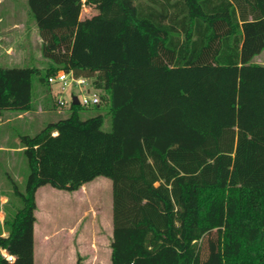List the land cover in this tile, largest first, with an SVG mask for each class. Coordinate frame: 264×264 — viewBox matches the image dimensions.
Returning <instances> with one entry per match:
<instances>
[{
	"label": "trees",
	"instance_id": "1",
	"mask_svg": "<svg viewBox=\"0 0 264 264\" xmlns=\"http://www.w3.org/2000/svg\"><path fill=\"white\" fill-rule=\"evenodd\" d=\"M28 5L45 73L0 67V111H31L35 76L56 109L62 70L100 101L19 137L29 174L24 192L10 178L0 264H35L41 187L74 193L101 176L112 183L111 264H264V0ZM84 5L97 13L81 18ZM89 109L99 114L82 119Z\"/></svg>",
	"mask_w": 264,
	"mask_h": 264
},
{
	"label": "rangeland",
	"instance_id": "2",
	"mask_svg": "<svg viewBox=\"0 0 264 264\" xmlns=\"http://www.w3.org/2000/svg\"><path fill=\"white\" fill-rule=\"evenodd\" d=\"M97 13V9L92 6L84 5L81 18L91 17ZM0 16L5 20L3 26H7L14 20H21L30 17L28 0H0ZM23 17V18H22ZM8 23V24H7ZM23 33V32H22ZM39 33V32H38ZM16 38V39H15ZM2 43V44H1ZM0 43V67L21 68L37 67L41 69V74L45 73L47 61L44 59L37 37H33L30 48L26 46L27 41L13 37L11 34H3ZM11 46L15 55H8L6 48ZM258 63H264V52L255 58ZM48 88L41 83L40 76L33 78V109L31 115L33 121L30 122V130L24 131L22 125L26 121H15L0 128L1 135H9V146L16 144L15 138L18 135L29 134L31 136L39 133L47 124L66 118L70 115L69 106L63 107L60 111L56 109L42 110V117L36 112L42 107V101ZM53 93L55 89L52 88ZM78 96L80 94L75 91ZM70 97V93L66 98ZM16 115V112L7 111ZM41 113V112H40ZM82 119H87L99 114L96 110H84L81 113ZM42 120V123H39ZM27 125V124H26ZM111 129V120L106 117L104 130ZM0 153V196L14 198L11 193V180L14 179L20 189L24 192L26 179L29 174V166L23 152L16 153L10 157ZM51 186H43L39 197V207L37 213L38 235L45 233V230H52L61 227L58 231L60 242L54 248L59 253H64L66 259L78 258L83 264H111L110 244L113 234L112 224V183L103 176L96 178L76 193L53 192ZM46 190V191H44ZM1 198V197H0ZM7 199V200H8ZM0 200V209L3 211V218L6 216L4 203ZM3 204V205H2ZM7 211V210H6ZM47 226V228H46ZM54 228V229H53ZM4 232L6 235L7 232ZM77 263V262H76ZM36 264H39L36 262Z\"/></svg>",
	"mask_w": 264,
	"mask_h": 264
},
{
	"label": "crops",
	"instance_id": "3",
	"mask_svg": "<svg viewBox=\"0 0 264 264\" xmlns=\"http://www.w3.org/2000/svg\"><path fill=\"white\" fill-rule=\"evenodd\" d=\"M30 17L24 16V18L22 17L23 19H21L20 21L14 20L13 22H10L9 24L7 23L8 24L7 26H3V24L5 23V20L0 16V43L3 39V34L8 33V34L13 35V37H18L19 39L27 41V43H26L27 48L28 47L30 48L31 41L33 40V37H37L39 45H40L42 43V40H41L40 35L38 33L39 31H38L37 25H36L35 21L32 20V18H30ZM6 49H7L6 53L8 55H15L14 49L11 46L7 47ZM262 64H264V63H262ZM44 102L41 104L42 107L40 108V110L38 112H36V114L38 116L46 113L42 110L43 108H45V106L43 105ZM47 105L49 106V108H47V109H51L53 107L52 101L49 100ZM42 112H44V113H42ZM40 117H42V115ZM15 121H26L27 125L26 124L22 125V129H24V131L26 132V131L30 130L29 125H31L30 122L33 121V117L31 115V112L16 113V115H12V113H8L7 111H0V128L6 124H10L11 122H15ZM39 123L43 124L42 120ZM9 135L10 134L0 136V153H3V156H4V154L7 155L5 157H10L13 154L23 152V148L20 144V138H19L20 135H18L15 138V140L17 142H16L15 146H13V147L9 146V140H10ZM26 135H29V134H26ZM86 185L87 184H85L81 189H83ZM47 190H50L51 194L53 192H65V191H60V190L54 189V188L53 189H47ZM44 191H46V190H44ZM40 193H41V191L38 190L37 191V205H38V207H39ZM66 193H69V192H66ZM74 193H76V192H74ZM0 197H1L0 200L3 202L8 199L6 196H0ZM37 213H38V208L36 211V217H37ZM46 228H47V226H46ZM59 230H61V227L57 226V228L52 230L51 233L49 232L50 230H45V233L38 235L39 230H38V224H37V220H36V223H35V250H34L35 264H36V262H38L39 264H76L77 261L74 260L75 258L71 257V258H69V261H68V259H66V256L64 253H59V252H57L56 249L54 250V248H56L59 245V242L61 240V239H59V236H60L58 234ZM110 259H111V249H110Z\"/></svg>",
	"mask_w": 264,
	"mask_h": 264
},
{
	"label": "built area",
	"instance_id": "4",
	"mask_svg": "<svg viewBox=\"0 0 264 264\" xmlns=\"http://www.w3.org/2000/svg\"><path fill=\"white\" fill-rule=\"evenodd\" d=\"M51 86L55 89L57 96L56 110L60 111L65 106H70L74 102L73 97H77L79 104L90 107L96 105L100 101L99 94L90 89V81L87 78H77L72 72L59 71L57 75L51 79ZM77 91L80 96L75 92ZM70 93V97L66 96ZM3 205V204H2ZM0 222L3 224V211L0 209ZM1 254L10 262H15V257L6 250H1Z\"/></svg>",
	"mask_w": 264,
	"mask_h": 264
},
{
	"label": "water",
	"instance_id": "5",
	"mask_svg": "<svg viewBox=\"0 0 264 264\" xmlns=\"http://www.w3.org/2000/svg\"><path fill=\"white\" fill-rule=\"evenodd\" d=\"M73 100H74V102H73L74 104H79L77 97H73Z\"/></svg>",
	"mask_w": 264,
	"mask_h": 264
}]
</instances>
